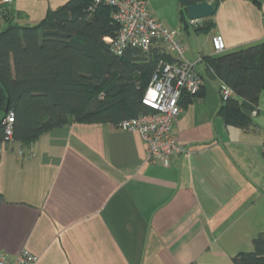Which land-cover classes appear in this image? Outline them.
I'll return each instance as SVG.
<instances>
[{"label": "crops", "instance_id": "0c3cea01", "mask_svg": "<svg viewBox=\"0 0 264 264\" xmlns=\"http://www.w3.org/2000/svg\"><path fill=\"white\" fill-rule=\"evenodd\" d=\"M68 1H0V16L12 5L16 22L35 25ZM150 11L204 78L173 125L186 151L168 167L150 163L139 133L77 120L4 146L0 248L11 257L27 248L37 264H235L264 232V91L249 127L228 125L225 84L206 60L264 41V0H222L203 33L184 28L178 10Z\"/></svg>", "mask_w": 264, "mask_h": 264}, {"label": "trees", "instance_id": "16d2710c", "mask_svg": "<svg viewBox=\"0 0 264 264\" xmlns=\"http://www.w3.org/2000/svg\"><path fill=\"white\" fill-rule=\"evenodd\" d=\"M201 1L178 0L184 28L190 26L188 5ZM209 1L217 11L222 0ZM92 6L93 0H69L49 9L35 25L16 22L19 13L12 5L4 9L8 26L0 31V140L9 111L15 113L14 139L25 146L71 120L118 124L148 111L141 101L143 93L159 62L173 61V56L159 42L147 50L128 46L116 54L104 39L119 30L113 19L115 8ZM212 27L213 21L206 18L194 28L203 33ZM206 60L209 70L234 93L222 99L225 122L249 127L264 91V41ZM253 245L252 251L234 258L235 264H264V232Z\"/></svg>", "mask_w": 264, "mask_h": 264}, {"label": "built area", "instance_id": "2783aa9c", "mask_svg": "<svg viewBox=\"0 0 264 264\" xmlns=\"http://www.w3.org/2000/svg\"><path fill=\"white\" fill-rule=\"evenodd\" d=\"M12 3L13 0H0ZM100 4L115 8L113 19L119 24L115 36L104 39L116 54H122L128 46L149 49L154 43H163L173 56V61L161 60L154 70L151 80L143 93L142 104L148 109L136 116L124 119L116 124L123 130L139 133L147 148L150 163L170 166L173 157L186 151L184 145L173 132V125L182 111L181 98L185 94L197 95L204 80L197 70L199 59L185 57L186 45L178 37L176 29L170 28L158 20L150 11L147 0H93V6ZM90 7V9L93 8ZM203 19H188L191 27L200 26ZM217 53L225 49V40L221 34L212 39ZM223 100L234 95L232 89L224 86L221 90ZM256 113V110L253 111ZM15 113H9L3 119L4 136L0 140V151L4 146L15 142ZM1 201V195H0ZM38 256L24 248L11 257L0 248V264H37Z\"/></svg>", "mask_w": 264, "mask_h": 264}, {"label": "water", "instance_id": "95a60500", "mask_svg": "<svg viewBox=\"0 0 264 264\" xmlns=\"http://www.w3.org/2000/svg\"><path fill=\"white\" fill-rule=\"evenodd\" d=\"M188 14L190 19H206L212 17L216 9L214 4L209 0L193 3L188 5Z\"/></svg>", "mask_w": 264, "mask_h": 264}, {"label": "rangeland", "instance_id": "374dc122", "mask_svg": "<svg viewBox=\"0 0 264 264\" xmlns=\"http://www.w3.org/2000/svg\"><path fill=\"white\" fill-rule=\"evenodd\" d=\"M147 3L149 9L155 10L156 8H159L160 11L166 13L167 16L169 14L171 15V12L176 14L178 10V0H147ZM0 17L3 18L2 24L0 23V31H2L8 26V22L5 21L3 15Z\"/></svg>", "mask_w": 264, "mask_h": 264}, {"label": "bare ground", "instance_id": "6f19581e", "mask_svg": "<svg viewBox=\"0 0 264 264\" xmlns=\"http://www.w3.org/2000/svg\"><path fill=\"white\" fill-rule=\"evenodd\" d=\"M204 20V19H203Z\"/></svg>", "mask_w": 264, "mask_h": 264}]
</instances>
